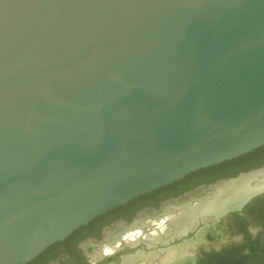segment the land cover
<instances>
[{
    "label": "water",
    "instance_id": "obj_1",
    "mask_svg": "<svg viewBox=\"0 0 264 264\" xmlns=\"http://www.w3.org/2000/svg\"><path fill=\"white\" fill-rule=\"evenodd\" d=\"M263 145L264 0H0V264Z\"/></svg>",
    "mask_w": 264,
    "mask_h": 264
},
{
    "label": "flooded vegetation",
    "instance_id": "obj_2",
    "mask_svg": "<svg viewBox=\"0 0 264 264\" xmlns=\"http://www.w3.org/2000/svg\"><path fill=\"white\" fill-rule=\"evenodd\" d=\"M263 168L264 145L237 158L201 168L96 216L26 264H126L127 259L138 254L142 257L132 264H157L169 247L196 239L203 228L216 239L211 243H196L189 264H264V249L260 245L264 232V193L219 219L208 218L207 223L201 219L194 231L182 239L162 236L157 242L152 241L150 236L158 229L156 225H145L133 240L126 237L127 231L145 220L147 213L160 212L168 203H177L190 195L213 192L220 183ZM120 233L122 237L117 243L113 237ZM133 241L137 243L131 244Z\"/></svg>",
    "mask_w": 264,
    "mask_h": 264
},
{
    "label": "bare ground",
    "instance_id": "obj_3",
    "mask_svg": "<svg viewBox=\"0 0 264 264\" xmlns=\"http://www.w3.org/2000/svg\"><path fill=\"white\" fill-rule=\"evenodd\" d=\"M264 191V170L243 175L237 179L220 183L213 192L190 195L177 203H168L163 210L147 213L145 220L135 223L126 237L132 238L142 232L143 227L156 225V229L150 239L157 242L162 236L172 239L181 237L194 231L201 219L207 223L208 218H221L224 214L237 208L249 195ZM122 234L115 235L114 240L119 243ZM216 239L206 228L201 229L197 238L186 241L178 246L169 247L166 255L157 264H189L191 251L196 243H211ZM137 241L131 242L136 244ZM141 254L127 259L126 264H132L140 259ZM150 257V256H149ZM148 260V258H147Z\"/></svg>",
    "mask_w": 264,
    "mask_h": 264
},
{
    "label": "rangeland",
    "instance_id": "obj_4",
    "mask_svg": "<svg viewBox=\"0 0 264 264\" xmlns=\"http://www.w3.org/2000/svg\"><path fill=\"white\" fill-rule=\"evenodd\" d=\"M192 252V251H191Z\"/></svg>",
    "mask_w": 264,
    "mask_h": 264
}]
</instances>
